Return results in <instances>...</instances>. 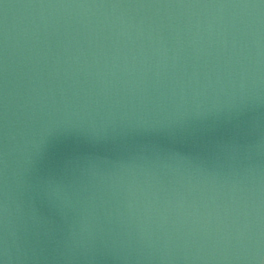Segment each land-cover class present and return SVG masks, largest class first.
Here are the masks:
<instances>
[{"label":"water","instance_id":"water-1","mask_svg":"<svg viewBox=\"0 0 264 264\" xmlns=\"http://www.w3.org/2000/svg\"><path fill=\"white\" fill-rule=\"evenodd\" d=\"M264 0H0L2 264H264Z\"/></svg>","mask_w":264,"mask_h":264},{"label":"clouds","instance_id":"clouds-1","mask_svg":"<svg viewBox=\"0 0 264 264\" xmlns=\"http://www.w3.org/2000/svg\"><path fill=\"white\" fill-rule=\"evenodd\" d=\"M237 242L255 251V259L259 262L264 252V210L258 209L253 220H249L237 232Z\"/></svg>","mask_w":264,"mask_h":264},{"label":"snow or ice","instance_id":"snow-or-ice-1","mask_svg":"<svg viewBox=\"0 0 264 264\" xmlns=\"http://www.w3.org/2000/svg\"><path fill=\"white\" fill-rule=\"evenodd\" d=\"M0 264H2V262H0Z\"/></svg>","mask_w":264,"mask_h":264}]
</instances>
